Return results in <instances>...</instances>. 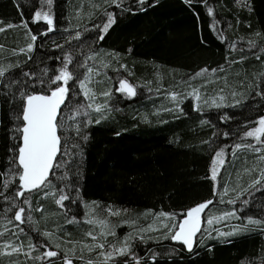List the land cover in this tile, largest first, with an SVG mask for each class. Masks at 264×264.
<instances>
[{
    "label": "trees",
    "instance_id": "trees-1",
    "mask_svg": "<svg viewBox=\"0 0 264 264\" xmlns=\"http://www.w3.org/2000/svg\"><path fill=\"white\" fill-rule=\"evenodd\" d=\"M107 1L88 6L82 0H0V26L5 28L0 35V64L5 66L0 75V264L92 260L75 252L68 254L70 243L75 248L81 241L83 229L63 224L64 213L40 197L44 186L30 194V206L41 209L24 219L31 227L13 217V211L22 208L17 194L20 133L16 129L22 126L18 117L25 98L49 94L62 63L70 64L73 77L78 73L73 54L50 49L49 41L42 43L51 31L49 25L36 21V12L48 13L59 32L72 16H80L79 27L102 21L103 13L111 14L113 22L105 32L108 20L104 18L95 45L115 56L117 67H123L119 72L130 83L160 98L165 92L178 91L176 83L184 78L207 69L205 73L213 77L205 90L220 94L228 104L235 103L221 109L193 110L186 100L178 113H159L147 119H141L138 111L154 107L155 98L110 108L99 122L70 137L76 148L66 145L72 156L63 171L79 203L127 209L138 215L164 212L178 218L209 200L214 207L210 170L216 153H224L223 168L230 147L247 140L246 130L264 116V0H130L121 13ZM31 36L36 40L26 53L23 47L30 44ZM53 41L59 43L62 38ZM234 43L240 49L230 51ZM241 153L234 168L227 167L231 179L224 184L235 187L237 194L244 192L233 203L239 218L234 225L245 231L241 220L250 217L258 223L252 228L255 231L220 238L200 234L191 250L172 239L132 244L127 264H264V177L248 187V181L256 179L255 170L264 169V162L251 168L253 174L245 175L255 153ZM64 172L57 174L62 178ZM238 179L241 182L236 185ZM11 202L15 206L5 211ZM81 210L79 206L75 215ZM13 248L20 251L13 252ZM49 250L58 255L46 257ZM153 251L157 256H151Z\"/></svg>",
    "mask_w": 264,
    "mask_h": 264
},
{
    "label": "rangeland",
    "instance_id": "rangeland-1",
    "mask_svg": "<svg viewBox=\"0 0 264 264\" xmlns=\"http://www.w3.org/2000/svg\"><path fill=\"white\" fill-rule=\"evenodd\" d=\"M98 1L106 2L107 0H82V4L84 3L85 5L93 6L98 3ZM129 1L130 0H110L109 6L114 7V9L118 10V13H121L122 11L120 9H123V6L128 4ZM236 2L239 3L240 0H236ZM78 16L79 15L72 16V19L68 18V21L70 22L68 25L65 24L62 32L56 31L52 25H49L48 27H51L53 30L51 33L45 34L46 38L42 42L44 43L45 41H49V45L52 46L50 49H59L58 51L61 50L60 52L64 54H73L76 58L78 73L68 82L67 87L69 91L60 110V115L58 116V122L62 126L58 130V135L61 138V150L58 159V164L60 166L52 169L53 172H51L48 182L46 186H44L43 193H41L40 197L53 204L52 206L54 207V210L58 209L64 213V225L70 224L73 227L79 226L83 229V232L81 233V241L75 244V248L70 243L67 249L68 254H72L74 252V255L77 253L79 255L83 254V258L86 256L87 259H92L91 261H93V264H127L129 263L127 260L130 259L132 244L136 246H144L148 242L161 243L164 240L172 239L171 234L174 233L176 229L171 228V225L179 223L184 216L182 218H178L173 215L174 218L169 220L159 217V213L151 214L149 212H145L138 215L127 209L110 207L99 208L96 204L79 203L80 201L76 199L77 197L72 193V188L68 186L67 177H65L66 172L63 171L65 162H68L72 156L69 150H66V145H71L72 143V141H70V137L73 138L72 135L79 132L81 128L102 119L104 115L107 114V110L110 108L116 107L120 103H125V106H129L139 98H155L157 100L156 105H152L154 107H151L150 110L140 109L138 111V115L141 119H147L149 116H157L159 113H178L181 111V104L186 100L190 101L193 110H201L202 108L205 110L221 109L224 107H231L235 103L233 101L228 104L224 102V98L220 94L215 95L214 93H208V91L205 90L207 84H211L212 82L211 79L213 77V73L211 72H204L202 75H192L184 78L179 85L176 83V89L178 91L165 92L160 98H158L160 95L155 96V92L150 93L144 90L143 86L136 85L132 82L130 83L128 78L123 73L119 72V70H123V67H117V59L115 56L99 51L95 45V41L100 39V26L104 21V18L108 20L107 13L101 14L102 21L97 19L95 23L91 24V26L87 25L89 23L79 27L76 26V23L80 20V16ZM49 18L52 19L51 17ZM40 21L43 24H47L46 20L41 19ZM56 37H61L62 41L59 43L53 41V38ZM29 40L30 44L23 47V50L26 53L30 52L33 48L32 38H29ZM29 45H32L31 50L28 48ZM229 49L230 51H234L240 49V46L234 43L230 45ZM1 59L2 58L0 57V63L2 62ZM65 66H67V70L69 71L70 64L62 63L57 75L60 74V71L64 69ZM4 68L5 66L1 68L0 64V72L5 71ZM89 69H91V71H89ZM120 80H126L129 84H131L135 88L136 95L128 97L119 91ZM81 82H83V87L81 86ZM55 86L56 85H53L52 88ZM50 92L51 90L49 93ZM85 93H87V95ZM105 93H107V95H105ZM98 107L100 108V111L96 110ZM261 118H264V116ZM261 118L257 119L255 124L246 130L245 135L248 131H252L255 128L260 127L258 121ZM216 133H218V131ZM246 137L247 140L233 144L230 147L227 165L223 166V168L221 165L217 167V179L215 181L212 180L216 196L214 201L215 205L214 207L209 206L204 210V213L201 216V231L198 232L195 239L200 234L209 236L212 233L215 238H220L236 236L242 232L248 233L250 231H255L252 228H255L258 223L250 217H245L241 220L244 226L247 227L245 231L243 229H239L237 225H234L235 223L233 222H238L239 218L232 209L233 203L240 197L241 194H244V192L241 194H239V192L237 194L238 191H235V187L228 188V184H224L226 180L231 179V176L228 175L229 172L227 167L230 165V168H234L237 160H241V151L245 150V152L255 153L254 157L249 158V164L251 165H247L244 169L245 175L252 173L251 168L255 170V164L257 165L259 164L258 162H264V160H261V157L264 156V136L261 137L260 141H257L255 137ZM259 142L263 143L261 148L259 146ZM75 144H72L71 147L76 148ZM237 145H239V147H237ZM257 149H259V151H257ZM215 159L216 157L213 160ZM263 170V168L255 170L254 176L256 179H254L251 183V180H249L248 187L254 185L255 181L261 179V173ZM59 171L60 173L64 172V174L62 173V178L59 174H57ZM233 174L234 176L236 175L235 177L238 176L237 173L233 172ZM211 175L212 168L210 170V177ZM238 182L240 184L241 180L238 179L236 185ZM30 194L31 193H26L23 196L19 195L20 206L25 209L23 214L24 219L30 218L32 211L37 212V209H40L39 207L33 208L30 206ZM231 194L237 195L232 197ZM62 196H67L68 199L61 201ZM57 201L61 202L57 203ZM14 206V202L9 203L5 211L9 212ZM79 206H81L82 210L79 216H76L75 213L77 209H79ZM210 208H213V211H210ZM109 209H111L112 212L119 211L120 214L110 215ZM215 209H217V211ZM13 212L15 214L16 211ZM90 220L107 221L108 229L111 230V234L108 233L107 229H104L105 234L101 235L102 229L99 224H90L88 222ZM208 220H211L212 223L209 224L207 222ZM25 225L31 227L28 220H26ZM164 225H168V227H165ZM119 228H123L120 235L117 234V230H119ZM89 232L92 233V236L96 237L95 240L87 235ZM97 244H102L103 248L95 247ZM86 246H92L91 250H89ZM119 249H125V255L121 256L118 251ZM101 252L105 255H100ZM108 253L112 254L111 259H106ZM151 256L155 257L157 256V253L153 251L151 252ZM72 257L74 258V256ZM87 261L89 260H86L82 264H86Z\"/></svg>",
    "mask_w": 264,
    "mask_h": 264
},
{
    "label": "snow or ice",
    "instance_id": "snow-or-ice-1",
    "mask_svg": "<svg viewBox=\"0 0 264 264\" xmlns=\"http://www.w3.org/2000/svg\"><path fill=\"white\" fill-rule=\"evenodd\" d=\"M48 2H50V0H48ZM209 12L211 13V9H209ZM35 19L36 21H40L41 19L46 20L47 24L50 26L53 24L52 19L49 18L48 13L46 12H36ZM112 22V16L109 14L108 23L105 24L103 28L105 32ZM8 27H12V25H8ZM52 30L53 29L49 27L48 31ZM2 31H5V28L0 27V32ZM31 38L33 41L36 40V36H32ZM28 48L31 50L32 45H29ZM89 71H91V69H89ZM207 71V69H203L201 72L196 73V75H202ZM2 74L3 72H0V75ZM72 79V74L67 70V66H65V68L60 71V74L56 75L51 81V83L56 86L51 89L49 95L32 94L26 96L25 98V103L22 106V114L20 117H18V119L22 120L23 123L22 126L16 129V131L20 133V139L22 140V144L18 147L17 165L18 168L22 169V171L18 172L17 175L20 186L25 191L30 192L33 190H38L42 186H46L49 174L52 169L60 166L56 159L61 150V138L58 135V130L62 126L58 122V116L60 115L61 105L64 103L69 91L67 87L68 82ZM81 86H84L83 82H81ZM118 90L127 93V95L130 97L136 95L135 88L126 80L119 81ZM85 94L87 95V93ZM105 95H107V93H105ZM96 110L100 111V108L98 107ZM258 123L260 127L255 128L252 131H248L246 136L255 137L257 141H260L261 137L264 136V118H261ZM237 147H239V145H237ZM257 151H259V149H257ZM223 156V151L217 152L216 159L212 162L211 179L213 181L217 179V167L224 163ZM261 160H264V156L261 157ZM13 163H15V161H13ZM261 175L264 177V172H262ZM255 183L258 184L260 181L257 180ZM7 186L8 184L5 183L4 187ZM17 194L23 196L24 192H18ZM65 199H68V197H61V201ZM61 201H57V203H60ZM210 204H212L211 200L187 210L186 213L183 214L184 218L179 223H174L171 225V228L176 229V231L171 234V238L182 242L183 244L187 245L189 250H191L194 237L198 232L201 231V216L204 213V210L208 208ZM37 210L40 211L41 209ZM24 212L25 209L20 208L15 212L14 219L20 223H24ZM109 213L110 215L120 214L119 211L112 212L111 209H109ZM159 217L169 220L174 218L172 214L164 212L159 213ZM88 222L90 224L98 223L102 229L101 235L105 234L104 229H107L108 233L111 234V230L108 229L107 221L90 220ZM207 222L209 224L212 223L211 220H208ZM164 226L168 227V225ZM87 235L93 240L96 239L95 236H92L91 232H89ZM57 247H59V245H57ZM86 247L91 250L92 246ZM95 247L103 248V245L97 244ZM12 251L17 252L20 251V249L13 248ZM118 251L121 256L125 255V249H119ZM8 254L10 255L11 253ZM44 255L48 258H53L56 257L58 253L49 250L46 251ZM100 255L105 254L101 252ZM111 258L112 254L108 253L106 259ZM37 259H39V257H37ZM64 264H72V261L70 259L65 260ZM86 264H93V261L89 260L86 262Z\"/></svg>",
    "mask_w": 264,
    "mask_h": 264
},
{
    "label": "water",
    "instance_id": "water-1",
    "mask_svg": "<svg viewBox=\"0 0 264 264\" xmlns=\"http://www.w3.org/2000/svg\"><path fill=\"white\" fill-rule=\"evenodd\" d=\"M123 94H125L126 96H128L127 95V93H125V92H122ZM50 94V93H49ZM49 94H47V95H49ZM44 95H46V94H44ZM128 97H130V96H128ZM132 97V96H131ZM25 103V102H24ZM62 106H63V104L61 105V108H62ZM22 121V120H21ZM23 123V122H22ZM22 144V140L20 139L19 140V146ZM58 156V155H57ZM16 163H17V165H18V152H17V158H16ZM19 171H22V169H20L19 168ZM52 172V171H51ZM51 172H50V174H51ZM50 174H49V176H50ZM48 179H49V177H48ZM18 188H19V190H20V192H24V194H26V193H32V192H35V191H37V190H33V191H25L21 186H20V182L18 181ZM39 190V189H38ZM198 234V233H197ZM196 234V235H197ZM196 237V236H195ZM195 237H194V239H195ZM194 241V240H193ZM172 242L173 243H176V244H179V245H182V246H184V247H187V245H185V244H183L182 242H180V241H177V240H174V239H172Z\"/></svg>",
    "mask_w": 264,
    "mask_h": 264
}]
</instances>
